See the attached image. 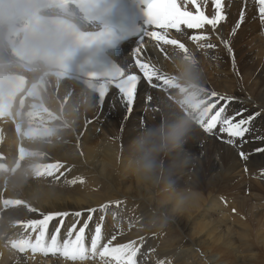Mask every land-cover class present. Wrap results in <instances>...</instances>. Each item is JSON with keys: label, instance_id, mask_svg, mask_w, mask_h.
I'll use <instances>...</instances> for the list:
<instances>
[{"label": "bare ground", "instance_id": "bare-ground-1", "mask_svg": "<svg viewBox=\"0 0 264 264\" xmlns=\"http://www.w3.org/2000/svg\"><path fill=\"white\" fill-rule=\"evenodd\" d=\"M224 7L225 19L215 30L207 25L183 28L186 52L176 46L145 54L165 82L161 89L140 86L131 111L123 99L108 95L101 105L78 84L48 78L41 99H28L22 109V126L34 131L23 140L27 151L23 162L63 167L53 176L36 178L40 167L25 170L23 166L22 177L9 178L5 196L19 205L5 210L1 228L12 231L13 222L69 213L54 217L53 226L63 220L64 233L74 224V230L79 229L85 221L90 230L101 226L100 244L111 241L110 248L130 244L138 250L136 264H264V151H256L264 149L260 139L264 137V23L255 7L245 12L242 21L231 0ZM199 35L208 39H191ZM208 43L215 47H201ZM193 59L204 76L207 103L232 97L225 115L242 113L237 120L260 115L239 140L244 139L247 159L241 158L242 149L235 150L240 145L235 138L229 137L234 144L227 142L220 125L211 133L194 125L187 143L169 158L183 161L173 178L180 188L191 189L190 199L183 211L159 227L158 218L169 207L165 195L139 183L125 168L126 149L146 123L172 121L189 112L196 115L201 95L197 99L181 79L184 62ZM146 90L151 91V100ZM213 92L218 95L212 97ZM224 104L221 101L204 120ZM76 212L83 215L76 217ZM104 257L114 259L109 264L125 261ZM0 264L79 263L41 262L0 249Z\"/></svg>", "mask_w": 264, "mask_h": 264}, {"label": "snow or ice", "instance_id": "snow-or-ice-1", "mask_svg": "<svg viewBox=\"0 0 264 264\" xmlns=\"http://www.w3.org/2000/svg\"><path fill=\"white\" fill-rule=\"evenodd\" d=\"M142 3L145 5L144 15H145V25H154L161 29L173 28L178 32L181 30V25L186 26L187 29H200L205 25H210L213 30L216 29L217 25L220 24L221 21L225 19V16L222 11V0H212L213 7L215 9V14L211 17L206 15L204 11L201 10L200 3L198 0H184V6H181L180 0H142ZM191 3V5L195 8V12L189 11L187 9V4ZM257 7V14L262 23H264V0H255ZM244 18V12L241 11V21ZM237 27H239V22L237 23ZM144 36H151L154 39H158L163 41L165 45H178V48L184 50L186 49L183 43H179L176 39H168L165 34H158L156 32H148L145 28L140 32L139 36L142 40ZM98 38L107 42L111 39V34L108 31H103L98 34ZM193 40H207V35H199L191 37ZM227 46V41H224ZM143 44H140L138 48L135 50L139 55L143 50ZM201 47H206L208 49H212L215 45L208 43L206 45H201ZM231 51V49H229ZM136 67L140 69L143 73L144 79H146L153 88L161 87V85L165 82V77L159 70L149 63L142 62L141 59H136L135 61ZM100 79L102 81L101 86L98 89V102L103 103L106 97V93L108 92V85L113 84L115 88L119 90L120 93L123 94L122 98L126 101V105L128 110L131 111V106L133 104V100L135 97L137 82L140 79L135 74H126V69L117 65L111 64L106 68V70L101 73ZM153 79L161 81V85L153 83ZM206 90L203 89L201 92V102L196 109L195 122L199 124L200 127L204 129L205 132L211 133L213 129L217 128V125H220L219 131L224 133L226 132L229 137L233 138H244L246 134L250 131L248 125H250L256 118V116L260 115L259 112L249 115L247 117L241 118L239 120L236 119V116L242 115V113H236L235 115L229 116L225 115L227 109V102H230L232 97H223L220 96L214 103H207L206 99ZM218 94L213 92L211 93L212 97H216ZM149 100L152 98L149 97ZM221 101H225L223 106H220L214 115H211L207 121L204 120V117L208 115L213 109L217 108V105L220 104ZM260 139H264L261 137ZM228 143L234 144L236 141L229 139ZM256 151H264V149H256ZM240 156L242 159H247V154L243 151L240 152ZM63 167V165L59 163H50L48 164L39 175L53 176L55 172L59 171V169ZM63 175V173H61ZM59 179V177H56ZM76 181H70V183H75ZM90 212H94L95 210H89ZM69 213H55L45 215L43 219L40 220H30L28 221L24 227H32L33 231H35V226H40L39 235L36 236L35 244H27L24 241L18 242L17 247L21 252L25 251V247H31L33 251L43 250L42 238L45 235V231L48 228V224L50 221L54 219L56 216L67 217ZM76 217H81L83 215L82 212L74 213ZM91 217H89V220ZM64 221H60V226L56 227V233L60 232L61 227L63 226ZM88 226V221L84 222V226L79 228V231L75 235V239H66L63 241V255L71 260H76L78 257H82L84 253V233L85 229ZM76 225L74 224L72 228L69 229L68 235L71 236L73 230ZM101 239V227L97 226L95 228V235L91 240V248L93 251L96 250L97 245ZM115 239V237H113ZM111 241L103 245L102 250L100 251V255L103 256H114V258L119 262L124 259L126 264H136L135 257L137 256V251L131 247L130 244H123L117 247H111ZM51 249H57V236L54 234L51 236V245L48 246Z\"/></svg>", "mask_w": 264, "mask_h": 264}, {"label": "clouds", "instance_id": "clouds-1", "mask_svg": "<svg viewBox=\"0 0 264 264\" xmlns=\"http://www.w3.org/2000/svg\"><path fill=\"white\" fill-rule=\"evenodd\" d=\"M197 65L195 59L185 61L181 79L199 99L204 89V76ZM195 124V116L191 112L172 121L146 123L127 145L125 168L139 183L158 189L165 195L169 207L161 212L159 227H164L175 214L183 211L190 199L191 189L180 188L173 178L175 171L183 166V161L169 158L187 143Z\"/></svg>", "mask_w": 264, "mask_h": 264}, {"label": "rangeland", "instance_id": "rangeland-1", "mask_svg": "<svg viewBox=\"0 0 264 264\" xmlns=\"http://www.w3.org/2000/svg\"><path fill=\"white\" fill-rule=\"evenodd\" d=\"M189 41H190V40H189ZM190 42H191V41H190ZM244 45H245V44H244ZM250 54L253 55V52H251ZM242 78H243V76L240 75L239 80L242 81ZM242 89H246V87L243 86ZM259 125L262 126V124H259ZM201 129H203V128L201 127ZM226 134H227V133H226ZM227 135H228V134H227ZM228 138H229V136H228ZM229 139H232V138H229ZM229 139H228V140H229ZM235 139H236L237 143H239L240 138H235ZM235 139H232V140H235ZM219 143H220V142H218V145H219ZM239 144H240L239 146L236 145V149H235V150H237V148H238V149L240 148V149H242V151L244 152L245 149H247V147L244 146V139H243ZM255 144H256V142H255ZM235 150H234V151H235ZM237 151H238V150H237ZM257 158H258V156H257ZM257 160H258V159H257Z\"/></svg>", "mask_w": 264, "mask_h": 264}]
</instances>
